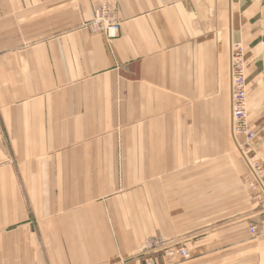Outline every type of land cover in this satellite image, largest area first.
Segmentation results:
<instances>
[{
	"label": "crops",
	"instance_id": "obj_1",
	"mask_svg": "<svg viewBox=\"0 0 264 264\" xmlns=\"http://www.w3.org/2000/svg\"><path fill=\"white\" fill-rule=\"evenodd\" d=\"M103 2L110 40L81 26ZM261 22L264 0H0V264H147L150 237L190 254L154 264H264L238 149L264 186ZM240 41L251 137L233 131Z\"/></svg>",
	"mask_w": 264,
	"mask_h": 264
},
{
	"label": "built area",
	"instance_id": "obj_2",
	"mask_svg": "<svg viewBox=\"0 0 264 264\" xmlns=\"http://www.w3.org/2000/svg\"><path fill=\"white\" fill-rule=\"evenodd\" d=\"M90 33L100 34L105 39L110 40L118 36L120 22L117 17L116 8L108 2L100 3L94 10L93 17L82 24ZM243 51L239 44L232 45L231 50V92H232V120L235 135L245 134L248 137L252 133L246 129V75L243 63ZM264 130V125L262 127ZM252 167L259 175V168L254 158H250ZM255 226H250V233H255ZM169 256L187 258L189 253L185 247H170L167 251ZM118 264H124L123 262ZM147 264H154L147 262Z\"/></svg>",
	"mask_w": 264,
	"mask_h": 264
},
{
	"label": "rangeland",
	"instance_id": "obj_3",
	"mask_svg": "<svg viewBox=\"0 0 264 264\" xmlns=\"http://www.w3.org/2000/svg\"><path fill=\"white\" fill-rule=\"evenodd\" d=\"M260 25H261V28L263 29L264 28V23L261 22ZM240 43H241L242 51L244 53L243 41H240ZM243 59H244V54H243ZM243 63H244V66H245V60L243 61ZM240 143L242 144V148L246 152V155L248 156V158H251L252 157V158H254L255 161L259 162L258 155H254L255 157L252 156L253 153L251 151H248L246 145H244V142L241 141ZM241 164H242V167H244V171H245L246 175H248V176H244V177L242 176V179L239 182L240 185H241V187L242 188L244 187V189H248V190L251 187H256L257 189H259V186L260 185L258 184V182L256 181V179L253 177V175H252L251 171L249 170V167L245 163V160H244V158H243L242 155H241ZM211 171H210V173H213L215 170L212 171V172ZM200 184L201 183H195V182L194 183H187V184L186 183H182V185H187V188H191L193 190H195V189H198L199 190ZM209 185H210L209 186V193L211 195L212 194V191L215 190L216 183L210 182ZM211 199L212 198L209 197V201H211ZM163 200H166V202H168L166 204H170L169 203V200H171V199H163ZM178 200L180 202H183L184 205H192V206L195 207L197 205H200V200L201 199H200L199 196H194L192 198L178 199ZM192 216H193L194 219H196V218L201 217V214L199 213V211L197 209H194L193 210V213H192ZM147 240H146V244H145L144 248L140 251V256H144L146 259H148L147 262H151V258L153 256V254L156 253V252H159L158 248H160L161 252L165 256L166 261L168 263H171L173 261L180 260V259H187V258L190 257V254H189V256L187 258H181V257H175V256L172 257V256H169L168 253H167V251L169 250L170 247H178V246L185 247L184 245L171 243V242L166 241V240H162L161 242H157V244L155 245L154 241L151 240V237H150V240H149V238ZM187 251H188V249H187ZM188 253H189V251H188ZM121 262H123L124 264H126L125 260H119L118 262H115L114 264H118V263H121Z\"/></svg>",
	"mask_w": 264,
	"mask_h": 264
},
{
	"label": "bare ground",
	"instance_id": "obj_4",
	"mask_svg": "<svg viewBox=\"0 0 264 264\" xmlns=\"http://www.w3.org/2000/svg\"><path fill=\"white\" fill-rule=\"evenodd\" d=\"M231 50H232V46H231ZM234 137H236V136H234ZM238 149L240 150V153L243 156V158H244L247 166L249 167V170L251 171L253 177L256 179V181L258 182V184L260 185V187L264 189V186L262 185L261 180H260V176L258 174H256L254 168L252 167L251 159L248 158V156L246 155V152L243 150L241 143H238Z\"/></svg>",
	"mask_w": 264,
	"mask_h": 264
}]
</instances>
